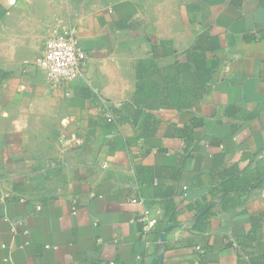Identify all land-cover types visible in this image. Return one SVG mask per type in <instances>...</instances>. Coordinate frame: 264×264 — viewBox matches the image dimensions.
<instances>
[{
    "label": "crops",
    "instance_id": "1",
    "mask_svg": "<svg viewBox=\"0 0 264 264\" xmlns=\"http://www.w3.org/2000/svg\"><path fill=\"white\" fill-rule=\"evenodd\" d=\"M61 3L87 61L53 89L20 53ZM202 34L201 100L137 108V62ZM0 167V264H264V0H0Z\"/></svg>",
    "mask_w": 264,
    "mask_h": 264
},
{
    "label": "trees",
    "instance_id": "2",
    "mask_svg": "<svg viewBox=\"0 0 264 264\" xmlns=\"http://www.w3.org/2000/svg\"><path fill=\"white\" fill-rule=\"evenodd\" d=\"M217 49V39L202 34L185 53L184 63L176 61L163 65L152 60L138 61L134 105L144 110H184L193 107L207 93L214 78L218 63L213 59L208 67L207 54ZM153 57H158L156 49H153ZM210 214L204 213L199 220Z\"/></svg>",
    "mask_w": 264,
    "mask_h": 264
},
{
    "label": "built area",
    "instance_id": "3",
    "mask_svg": "<svg viewBox=\"0 0 264 264\" xmlns=\"http://www.w3.org/2000/svg\"><path fill=\"white\" fill-rule=\"evenodd\" d=\"M86 61L87 54L82 50L69 24L55 22L48 30L43 49L34 60L33 66L43 75L47 86L65 89L66 86L81 79ZM3 183L4 171L0 167V202L9 198V194L3 189ZM131 202L145 207L141 218L145 224V231L157 225V220L150 216L144 199ZM39 210L40 207L36 206L35 211ZM23 234H27V231L24 230Z\"/></svg>",
    "mask_w": 264,
    "mask_h": 264
},
{
    "label": "rangeland",
    "instance_id": "4",
    "mask_svg": "<svg viewBox=\"0 0 264 264\" xmlns=\"http://www.w3.org/2000/svg\"><path fill=\"white\" fill-rule=\"evenodd\" d=\"M60 1L61 0H57V2H60ZM81 1L82 0H71L72 7L76 6ZM60 7H61V11L57 12V17L55 18L54 22L51 25H53L55 22L67 23L65 21L68 18L70 12L67 11V8H66V10H64L65 6L63 3L60 4ZM66 7H67V5H66ZM51 25H50V27H51ZM50 27L48 28V30L50 29ZM47 33L48 32H46L45 37L43 39L40 38L41 36L39 38H36L35 36H33V38H30L29 41L33 40L31 45L28 48H24L20 53L21 54V63H22L23 67H27L34 60V58L41 52V50L44 46V42H45Z\"/></svg>",
    "mask_w": 264,
    "mask_h": 264
}]
</instances>
